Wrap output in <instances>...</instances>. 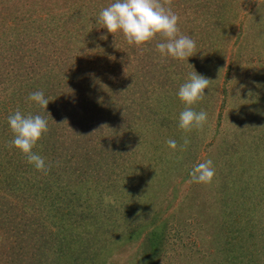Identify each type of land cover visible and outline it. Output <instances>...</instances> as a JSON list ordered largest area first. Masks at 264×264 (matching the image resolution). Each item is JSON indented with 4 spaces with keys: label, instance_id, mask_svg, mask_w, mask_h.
Returning <instances> with one entry per match:
<instances>
[{
    "label": "rangeland",
    "instance_id": "1",
    "mask_svg": "<svg viewBox=\"0 0 264 264\" xmlns=\"http://www.w3.org/2000/svg\"><path fill=\"white\" fill-rule=\"evenodd\" d=\"M192 2L161 0L178 15L180 32L196 41L189 62L161 58L157 52L156 66L162 75L167 71L172 77L165 97L139 100L137 106L129 98L128 105L141 116L130 127L122 109H116V99L113 104L103 98L97 107V121L103 124L97 132L61 135L48 122L47 133L34 147L46 148L49 171H39L38 176L48 186L37 189L29 179L2 185L7 191L18 188L20 198L37 205L47 232L51 230L48 236L57 246L64 244L68 256L66 260L63 250L56 253L55 247L18 264H264V255H257L264 249V0H211L212 6L197 13ZM94 4V0H0V35L9 43L15 33L33 37L25 41L35 44L29 43L26 50L23 46L33 55L46 31V38L64 46L58 53L69 52L71 65H81L83 55L96 56L91 41L82 31L75 38L71 25L62 39L54 22L72 16L89 33L96 19ZM41 51L55 54L52 48ZM3 54L11 61L5 64L10 75L24 66L23 56L15 50ZM137 62L134 59L129 66ZM165 63L170 64L168 70ZM129 66L126 75L134 88L142 63L137 70ZM195 70L210 79L207 95L194 106L207 112V122L202 129L185 132L178 126L184 104L176 93ZM2 99L8 106L0 113L3 124L17 109L12 108L9 90ZM30 106L27 114L51 121L50 104L47 110L35 103ZM0 137L2 144L9 139ZM168 139L177 141V149L169 148ZM57 141L62 152L82 149L89 154L81 185L76 178L80 173L63 172L69 167L67 158L57 162L53 154ZM208 159L215 168L212 182H193L192 167ZM9 166L19 173L13 163ZM13 220L9 238L0 233V264L7 259L2 242L15 245L26 225L24 216ZM155 229L165 231L160 250L156 245L145 248L146 236ZM147 250L156 255L151 257Z\"/></svg>",
    "mask_w": 264,
    "mask_h": 264
},
{
    "label": "trees",
    "instance_id": "2",
    "mask_svg": "<svg viewBox=\"0 0 264 264\" xmlns=\"http://www.w3.org/2000/svg\"><path fill=\"white\" fill-rule=\"evenodd\" d=\"M60 1L62 2L63 0ZM94 1L95 4L92 10H94L96 17L103 7L112 2V0ZM210 6H212L211 0H194V3L192 2L191 4L192 10L196 11L195 13L199 9L202 11L207 10ZM216 7H219V5ZM218 11L219 9L217 8L215 12L217 13ZM81 13L84 12L80 10ZM213 13L214 11L211 12L212 15ZM70 17L71 19L69 18L64 22L62 20L54 22L59 27L58 34L61 35L62 39H65L64 33L67 31L69 34L70 32L68 25L75 28L73 31L75 38L78 36V33L81 37L82 31L83 36H87L88 41H91V48H95L96 56L92 58L91 55H83L81 65L78 63L71 65L72 59L69 52L58 53L59 50L64 49V46H61L60 42L55 41L53 38H46V31H42L44 36L41 39L42 41L38 43L39 50L33 55L32 51H24L23 48V46H26V50L30 46L29 43L35 44V42L30 41L26 43L25 41L34 40L33 37L30 39L28 35L21 36L15 33V38L9 43L5 41L8 40L6 37L0 35V105L5 101L2 99V96L7 95L9 90L11 92L12 100L10 101L12 108L19 109L24 114H27L25 110L31 107L30 104L34 103L28 100L29 94L36 90H42L46 97L49 98V104L51 105L52 116L50 117L51 121L48 122L51 123L53 132H58L62 135L68 132H97V128L103 124L97 121L100 114L97 110L98 102L103 98V102L109 100L114 104V99H116V109H122L125 114V121L128 123V127H130L134 123V120L141 118V116H137L131 105H128L129 98L137 101L136 106L140 103L139 100H144L145 102L151 99L159 100L165 97L166 86L170 87L172 84V77L169 72L166 71L162 75L161 69H158L156 66L158 52L155 48L156 43L150 42L139 48L135 45H129L122 33H108L106 28H102V25L96 23V19L94 28H89L90 31L87 33L83 23H74L72 16ZM92 32L95 33V36L90 34ZM102 36H106L105 39H102ZM156 39L159 41L160 37L157 36ZM6 45L8 46L5 50ZM42 47L45 50L49 48L54 50V55L52 53L48 55L51 56L50 61L49 58H47L48 60L44 58L48 56L41 51ZM9 50H15L17 54L23 56L22 63L25 62L24 66L15 69L14 75H10L5 68L8 58L6 60L3 52L5 53ZM87 50H89V47ZM92 59L96 61L92 63ZM134 59L138 60V62L129 66ZM8 61L11 64V61ZM140 63H142V67L138 72L141 73V76H139L136 82L137 86L135 85L133 88L127 79V67L129 66L137 70ZM169 66L170 64L165 63L163 68L168 70ZM168 80L170 81L169 83ZM109 107L113 108L114 106L110 105ZM7 109L8 106L5 102V105L0 107V113L5 112ZM3 124L0 123V135L9 138L10 134L8 132L12 131H9L10 127L8 123ZM11 140L12 138H9L5 144L0 143V165L3 167L2 170L0 169V186L10 185L13 179L20 183H26L29 179L28 181L33 182V186H36L37 189H40L41 186H48L45 184L44 178L39 179V171L28 163L27 157L11 144ZM58 146L59 142L53 149L57 162L61 164L62 159L67 158L69 167L62 168L63 172L71 170L72 174L80 173L76 178L81 185L86 175L85 173H88L86 170L90 166V164H84L87 161L86 156L89 157V154L84 151L82 152V149L77 152L76 150H70L71 154H69L67 151L62 152V148ZM44 150L46 151V148L42 147L39 150L34 149L33 151L38 152L47 160L48 154ZM10 163L14 164L19 173L14 174L10 171ZM21 178L25 180L22 181ZM88 178L90 177L88 176ZM9 189L10 191L3 190V187L0 189V227L2 229L0 233L5 234L9 238L11 228L15 226L13 219L18 220V216L26 218V225L22 227L15 245H8L9 241L7 243L5 240L2 242V247H4L7 257L3 261L6 264H18L21 261L28 260L31 256L38 258L43 252L47 250L53 251L55 247L56 253L59 249L63 250V257L67 260L68 256L62 248L64 244L63 246L62 244L57 246V241L48 236L51 230L47 232L37 205L30 204L25 195V198H20L18 188L13 189L11 186ZM24 191L26 192V190ZM26 193L30 194V191ZM40 196L42 194H39L37 199ZM28 206H30L29 209H27ZM37 211L41 217H37ZM163 237H165V231L161 232L159 229H155L150 232L146 236L145 248H148L149 245L150 247L156 245L160 250ZM65 239H67V235H65ZM146 252L151 257L156 255L154 251L147 250ZM261 254L264 255V249L257 255L260 256Z\"/></svg>",
    "mask_w": 264,
    "mask_h": 264
},
{
    "label": "clouds",
    "instance_id": "3",
    "mask_svg": "<svg viewBox=\"0 0 264 264\" xmlns=\"http://www.w3.org/2000/svg\"><path fill=\"white\" fill-rule=\"evenodd\" d=\"M178 21V15L171 7L161 3V0H112L96 17L98 25L106 28L108 33H122L129 45L139 48L159 36L155 48L161 58L171 57L180 61L187 59L189 62V57L193 56L196 48V41L180 32ZM105 37L101 38L105 39ZM209 83V78L195 70L187 75L176 93L184 104V109L179 113L178 126L185 132L202 129L207 122V112L197 111L194 106L207 95L205 89H209ZM28 100L46 110L50 102L42 90L31 92ZM7 120L13 133L11 144L27 157L28 163L36 170L47 174L49 165L45 158L33 151L38 141L48 131V121L45 116L24 114L17 109L9 114ZM188 143L189 140L185 138L184 145ZM167 144L173 150L178 147L175 139H168ZM189 175L195 183H211L215 176L213 161L208 159L196 163Z\"/></svg>",
    "mask_w": 264,
    "mask_h": 264
}]
</instances>
